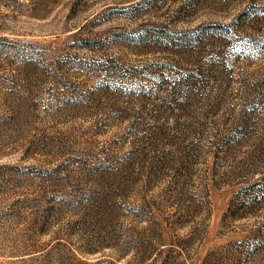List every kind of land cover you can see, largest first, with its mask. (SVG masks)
<instances>
[{"label":"rangeland","instance_id":"1","mask_svg":"<svg viewBox=\"0 0 264 264\" xmlns=\"http://www.w3.org/2000/svg\"><path fill=\"white\" fill-rule=\"evenodd\" d=\"M0 264H264V0H0Z\"/></svg>","mask_w":264,"mask_h":264},{"label":"trees","instance_id":"2","mask_svg":"<svg viewBox=\"0 0 264 264\" xmlns=\"http://www.w3.org/2000/svg\"><path fill=\"white\" fill-rule=\"evenodd\" d=\"M194 75H195V74H194ZM195 76H196V75H195ZM189 78H191V77H188V76H187V77L183 78L182 81L185 82V83H188V82H189ZM194 81H195V80H194ZM194 84H195V83H194Z\"/></svg>","mask_w":264,"mask_h":264}]
</instances>
